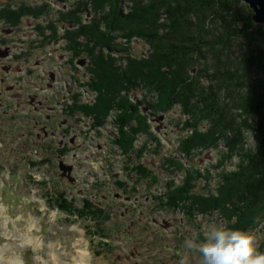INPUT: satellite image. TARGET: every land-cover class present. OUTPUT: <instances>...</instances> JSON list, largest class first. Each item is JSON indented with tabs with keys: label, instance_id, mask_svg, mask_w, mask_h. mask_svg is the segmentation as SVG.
<instances>
[{
	"label": "rangeland",
	"instance_id": "1",
	"mask_svg": "<svg viewBox=\"0 0 264 264\" xmlns=\"http://www.w3.org/2000/svg\"><path fill=\"white\" fill-rule=\"evenodd\" d=\"M88 1L91 0H0V51L3 50L0 52V159L7 166L3 168V176L0 178L10 177V181L21 178L36 184L38 182L41 184H37L41 191H48L50 194L48 196L51 198L52 195L55 203L68 211V214L72 213L70 215L73 216H68L58 211L54 212L55 218L49 231L61 229L60 219L66 220L64 221L66 224L76 220V216L83 213L84 218L81 219L85 222L89 220L86 225L90 230L94 228L106 232V238L102 242L107 241L109 237V246L113 245L115 250L108 252L103 264H181L184 259L182 245L185 239L192 236L202 238L206 227L224 225L226 221L225 212H219L213 207L207 214L196 210L188 211L198 209L197 203L194 202L196 199L193 196L191 198V195L184 198L181 192L197 196H200V193H207L203 195L206 198L219 195L221 189L216 190V187L221 184L219 183L221 173L234 168L238 157L234 155L226 162L220 161V153L226 152L227 149L223 139L216 147L212 146L213 149L207 145L191 146L188 149L191 151L189 155L187 148L181 149V142L186 140L190 133L193 134V131L188 129V126L193 129L190 122L201 116L194 111L186 110L184 113L179 101H174L176 107L168 113L166 108L159 110L164 112V118L161 120L149 118L148 113L143 111L147 118L144 120L145 126L133 128L132 131L136 135L132 136L134 140L130 149L122 145L119 139L113 142L114 137L120 135L119 123H123L122 119L116 121L117 114L123 113L122 104H119L120 109L113 108L109 114L104 115V120L113 119L115 123L110 124V121H107L100 129L94 124V120L89 119L94 115L84 113L85 110L74 109L72 105L75 103L81 106L97 102L100 90H104L102 95L106 97V102L111 99L115 106L125 98L132 105L136 102L135 104L141 106L142 110L143 104L145 106L147 102L154 103L155 99L161 103L159 87L151 84L149 86L156 91H148L144 84L147 81L138 80L137 77L126 82L127 90L120 89L111 93L107 88L106 91L103 87L100 88L99 79L94 76L89 46L96 51L100 47H94L86 33L80 38L76 33L79 23L88 24L91 22L90 19L101 16V13H94L90 5L92 2ZM167 1L165 10L173 7L175 3L173 0ZM84 2L85 5L88 4L86 12L81 8L82 12L77 13V18L70 16L74 12L68 14L71 10L76 11L77 6H83ZM192 3L190 8H186V1L179 3L182 7L180 17L182 15L183 17L175 18V22L171 23L173 26L168 22L171 16L164 15L166 19L160 18L162 28L158 26L159 30L171 34L172 38L180 43L188 41L190 34L200 38L202 43L198 45L201 51L193 55L195 58L191 61L196 62L202 75L211 74L208 81L198 79L201 84H213L214 74L219 72L218 68L222 69L221 73L226 70L234 76L229 83L221 79L218 82L227 86L219 94L220 103L226 105L221 108L223 113L214 116L213 126L207 119L201 118L198 129L204 131L211 126L207 132H214L222 119L236 124L240 120L252 123L250 116L244 117L245 114L237 106V97L242 96L244 100L250 97L251 102L255 94L262 92L264 22L252 19L249 39L239 38L226 30L219 7L215 8L212 1L193 0ZM129 5L130 0H122L120 3L124 11L130 10ZM232 5L244 14L254 13L252 7L244 0H232ZM165 10L163 13H167ZM101 12H105V9ZM127 25L130 29L129 24ZM130 26L132 28L134 25ZM6 27L12 30L7 31ZM122 27L120 24L118 29H115L118 32L111 30L114 36L113 46L120 45L118 48L125 46L127 53L135 58L148 54L150 56L156 52L154 44L149 43L148 46L147 41L137 37L128 39L126 30ZM70 30H73V33H69ZM67 31L71 36L66 34ZM172 38L170 40H173ZM105 52L107 53V50ZM30 54L33 55L34 62L29 60ZM123 54L126 55L122 52L117 53L118 56ZM81 57L84 58V63L80 61L77 63V58ZM125 61L117 59L115 65L126 67ZM190 70L189 73H196L195 68ZM55 78L56 84H47V80ZM68 81L73 88L70 96L64 98L57 91L59 88L64 89L63 85H68ZM132 81L135 84H132ZM192 82L191 95L188 97H195L194 102L199 104L195 94L202 93L201 88L197 82L193 80ZM10 83H14V86H10ZM44 85H47L49 91L42 90ZM81 87L84 90H81ZM36 88L41 90L38 91ZM90 89L94 93L93 97L92 93L91 97L86 96L88 93L85 92ZM37 98H46L51 102L42 110L35 102ZM193 100L190 98V101ZM66 103L69 106H66ZM100 105L98 114L104 110L103 104ZM160 105L162 106V103ZM198 106L197 108H201ZM147 107L152 111L149 105ZM93 110L89 108L88 112L92 113ZM134 122L132 120L133 126ZM121 126L131 135L127 129L132 127L130 124H126V127L123 124ZM180 126L184 132L180 130ZM58 127L65 133L68 132L66 140H63L64 135L59 133L47 137L46 128L49 132L51 130L55 132ZM137 131L142 133L137 134ZM38 132L39 136L36 135ZM242 133L243 147L255 146L251 129H242ZM67 142L69 152L65 153L62 145H67ZM124 163L130 165L126 167L127 170H124ZM61 164H70L71 172L69 170L62 173L64 169L60 168ZM185 168L188 172L183 174ZM103 170H106L108 182L105 185L97 181L105 180ZM197 171L205 174L195 179ZM124 180L127 186H120L118 182ZM19 188L22 189V186ZM223 191L220 193L221 198H223L221 194L226 190ZM63 195L65 199L60 198ZM221 202L223 205V200ZM230 203L224 202V206L228 208ZM12 206L13 204L10 210L5 212L0 203V252L5 250L8 254L0 264H8L9 257L23 254L18 242L22 228L19 223L12 221L9 215L14 209ZM89 212H93V216ZM252 227L256 228L245 231L254 233L258 244L260 237L264 235V228L256 225ZM63 229L67 232V229ZM114 229H117L115 234L112 233ZM44 251H48V247ZM43 256L47 258L46 254ZM66 261L68 260L63 258L58 264H65ZM95 264L100 263L96 261ZM189 264H196L195 259H190Z\"/></svg>",
	"mask_w": 264,
	"mask_h": 264
},
{
	"label": "trees",
	"instance_id": "2",
	"mask_svg": "<svg viewBox=\"0 0 264 264\" xmlns=\"http://www.w3.org/2000/svg\"><path fill=\"white\" fill-rule=\"evenodd\" d=\"M173 1L175 2L174 6L165 10L168 5L167 0H130L131 5L128 6L130 9L129 11L121 9L120 3L122 0L88 1V3L92 2L90 5L94 13H101V16L98 17L99 15H97L98 18L90 19L91 22L88 24L81 23L80 25L79 23V26L76 28L77 36L79 35L80 38L81 35H85L86 33V36H90L88 37L90 43L95 45L94 47H100L96 51L95 48L93 49L92 46H89L91 47L89 50L92 52L94 76L98 77L100 88L103 87L105 91L107 88V90H111V93L116 92V90L119 91L120 89L127 90L126 82L133 79V77H137L138 80L147 81V83H143L148 91H156L149 86L151 84H155L159 87L158 90L160 91L162 106L157 99H155L157 102L155 101L154 103L147 102V105H149L152 110L164 108L170 110L171 104L174 101H179L184 113L186 110L194 111L195 114L199 113L201 117H197L195 121L190 122V124L193 125V134L190 133L187 139L181 142V149L187 148L188 155L191 153V151L188 150L191 146L216 147L222 139L225 141L227 149L226 152L222 151L220 153V161L226 162L234 155L235 157L237 155L238 161H236L234 168L229 169V172L221 173L222 177L219 182L221 184L219 187H216V190H218V188L219 190L221 189L220 193L224 192L223 189L226 190L225 193L221 194L223 198H221L220 193L219 195H212V198H206L203 196L207 195L206 193H200V196H197L187 194V192H181L184 194V198H186V195H191V198L194 197L196 199L194 202L197 203L196 206L198 209L193 208L188 211L196 210L207 214L210 208L213 207L219 212H225L226 217L224 218L226 221H224V226L244 230L256 228L252 227L255 225L264 228V86L262 87V92L252 97L251 102L250 97L246 100H244L242 96L237 97V106H239L241 111L245 114L244 117L250 116L252 123H246V121L240 120L236 124L230 123L229 120L222 119L218 122L215 131L208 133L211 126H213L214 116L223 113L221 108L226 107L224 103H220L219 94L220 91L223 89L225 90L227 86L225 84H219V79L229 83L234 79V76L231 72L226 70H223L224 73H221L220 71L222 69L218 68L219 72L218 74H214L213 84L206 83V85H203L199 82L198 79L203 78L208 81V77H211V74L208 73L202 75L196 62L193 63L191 61V59L195 58L193 55L201 51L199 48L200 45H198L202 43L200 42V38L190 34L188 36V41H182L180 43L176 42L171 34L159 30L158 28V26L160 27V18L163 17L166 19L164 15H168V17L171 16L168 22L173 26L171 23L175 22V18L180 17V13H182L180 12V8L182 7L179 3L186 1V8H190L193 4V0ZM208 1H212L215 8L219 7L218 10L220 11L222 23L227 27L226 30L231 31L230 34L232 36L249 39L251 35L249 31L250 26L253 24V13L244 14L239 8L232 5V0ZM87 5H85L84 2L83 6H77L76 11L71 10L68 14L74 12L70 14V16L77 18L81 8L88 10ZM103 9H105V12H101ZM164 10L167 11V13H163ZM103 13H105V15H103ZM182 17L183 15L180 18ZM75 20L78 21L77 19ZM120 24L121 26L123 25L122 28L126 30L125 32L128 39L137 37L147 41L146 43L148 46L149 43L154 44L156 55L153 53L150 56L148 54L145 57L135 58L127 53L128 51L125 49V46H123V48H118L120 45L113 46L112 38H114V36H112L111 30L118 29ZM127 24H129L130 29H128ZM130 24L134 26L131 28ZM100 25H103V27ZM133 29H137L138 31L134 32ZM72 31L73 30H70L69 33H73ZM115 32H118V30H115ZM69 33L67 31L66 34ZM69 35L71 36V34ZM146 37L149 39L147 40ZM170 38L173 40H170ZM77 43L79 42L77 41ZM102 48L107 50V53L105 50H102ZM119 52L126 53V55L123 54L125 57H123V55L118 56L117 53ZM117 59H125L126 67L115 65ZM220 64H222V62H220ZM215 65L218 67L216 61ZM223 65L225 67V62H223ZM190 68L192 70L195 68L196 73H189V71H191ZM192 80L197 82L198 86L200 85L201 88L202 93L199 92L195 94L199 104L194 102L193 98L195 97H188V95H191L190 90L191 87H193ZM132 82V84H135L134 81ZM100 91L97 95V102L94 104L80 106L75 103L72 106L78 107L79 110H85L84 113L88 115H94V118L97 120H104L105 114H109V111L113 108L117 110L120 109L119 104H122L124 108L122 110L123 113L117 114L116 121L118 122V120L122 119V124L124 126L130 124L132 129L128 127L127 129L130 130L131 135H129L127 130H124L122 128L123 126H121L122 124L119 123L120 135H118V138L115 140L118 141L119 139L122 145L127 146L128 149L132 148V142L134 140L132 136L136 135L132 130L134 127L142 128L145 126L144 122L147 119L146 114L143 115V110L140 108L141 106L139 107V105L135 104L136 102L132 105L127 98H123V101L120 100L121 102L117 103L118 105L116 106L111 102V99L106 102V97H103L104 90ZM190 98L193 102L190 101ZM101 103L103 104L104 110L101 114H98L97 112L99 107H101ZM142 103L143 101H141L140 105H142ZM197 104L201 106V108H197ZM89 108L94 109V112H88ZM201 118H205L211 123V126L204 131L198 129ZM132 120L135 121V126H133ZM102 123L103 122L98 124L100 125ZM248 128L251 129L255 140V146L252 148L243 147L244 135L242 129ZM228 131L229 133H227ZM128 149H126L127 152H129ZM225 173L228 174L225 175ZM199 175L200 177L203 176L197 171V175H194L195 179L199 178ZM222 200L223 205L221 202ZM224 202H231L228 208L224 206ZM258 250L264 252V235L260 237L258 241Z\"/></svg>",
	"mask_w": 264,
	"mask_h": 264
},
{
	"label": "clouds",
	"instance_id": "3",
	"mask_svg": "<svg viewBox=\"0 0 264 264\" xmlns=\"http://www.w3.org/2000/svg\"><path fill=\"white\" fill-rule=\"evenodd\" d=\"M181 264H264V252L258 250L257 237L250 231L224 225L206 227L201 236L184 240Z\"/></svg>",
	"mask_w": 264,
	"mask_h": 264
},
{
	"label": "water",
	"instance_id": "4",
	"mask_svg": "<svg viewBox=\"0 0 264 264\" xmlns=\"http://www.w3.org/2000/svg\"><path fill=\"white\" fill-rule=\"evenodd\" d=\"M254 10L253 19L256 22H264V0H244ZM162 116H160L161 118Z\"/></svg>",
	"mask_w": 264,
	"mask_h": 264
},
{
	"label": "flooded vegetation",
	"instance_id": "5",
	"mask_svg": "<svg viewBox=\"0 0 264 264\" xmlns=\"http://www.w3.org/2000/svg\"><path fill=\"white\" fill-rule=\"evenodd\" d=\"M8 48H10L9 46H7ZM0 52H2V51H0ZM10 64V63H9ZM10 67H12V66H10ZM35 102L36 103H38V105H39V107H40V109H44L45 107H46V105H47V103H50L51 101L50 100H48V99H46V98H37L36 100H35ZM66 106H69L67 103L65 104ZM55 109V108H54ZM62 110L64 109V106H63V108H61ZM38 123H40V121H37ZM52 133H54V132H52Z\"/></svg>",
	"mask_w": 264,
	"mask_h": 264
},
{
	"label": "bare ground",
	"instance_id": "6",
	"mask_svg": "<svg viewBox=\"0 0 264 264\" xmlns=\"http://www.w3.org/2000/svg\"><path fill=\"white\" fill-rule=\"evenodd\" d=\"M77 113H79V112H77ZM113 120V119H112ZM113 122L115 123V121L113 120ZM104 124L105 123H102V124H100V127H103L104 126ZM116 137H118V134H117V136ZM83 259V258H82Z\"/></svg>",
	"mask_w": 264,
	"mask_h": 264
}]
</instances>
